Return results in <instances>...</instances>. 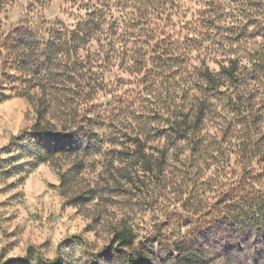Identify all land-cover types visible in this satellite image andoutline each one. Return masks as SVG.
<instances>
[{
  "label": "rangeland",
  "instance_id": "obj_1",
  "mask_svg": "<svg viewBox=\"0 0 264 264\" xmlns=\"http://www.w3.org/2000/svg\"><path fill=\"white\" fill-rule=\"evenodd\" d=\"M39 97L72 153L16 143ZM122 228L146 264H264V0H0V264H124Z\"/></svg>",
  "mask_w": 264,
  "mask_h": 264
},
{
  "label": "trees",
  "instance_id": "obj_2",
  "mask_svg": "<svg viewBox=\"0 0 264 264\" xmlns=\"http://www.w3.org/2000/svg\"><path fill=\"white\" fill-rule=\"evenodd\" d=\"M23 24L24 23H20L15 29L21 32L22 30H24ZM27 30H24V32ZM28 31L31 32L30 30ZM5 43L8 45V47L15 45V47L22 48L21 51L22 53L17 54L13 62L16 65V67L22 66L23 68H26L25 66L27 59L25 58L22 59L21 56L23 55L25 50L27 51V48L31 47L29 42L23 39L22 37L16 40L8 36L5 39ZM47 44L48 46L53 45V43H49V42ZM46 56L49 57V55ZM47 57H46V61L45 60L37 61V65L34 68L37 67V70L39 69V71L36 72V75L46 73L48 69L46 65ZM218 74L220 76H223L224 78H227L228 80L234 79L235 78L234 65L222 66L221 70L218 71ZM204 77L206 78L207 83L212 88H215L217 86V80L213 72L206 70L204 72ZM30 81L34 83L36 82L35 79H31ZM40 82L43 84V77L39 80V83ZM47 111H48L47 102L43 98L39 97L37 99V106H36V114H37L36 122L32 125L29 135L28 136L19 135L16 137L17 140L16 143H18V140H22L25 138L28 139V142L30 144L33 143L32 146L35 147L37 150L35 153H33V155L36 156L38 159H43V160L53 159V156L56 153L59 154L72 153L73 148L75 147L74 141L72 139L66 138L63 134L58 132L57 129L54 128V125L46 118ZM91 140L94 142L98 141L96 137H93ZM84 150H89V145H86L84 147ZM138 154L140 155L141 159H146L145 157L146 155L142 149L138 151ZM65 179H66L65 174H62V181L63 180L65 181ZM112 242L116 243L115 253L118 255V257L124 264H146L154 260L153 253L151 252L150 249H149L150 251L146 252L143 249H141V247L140 248L134 247L131 232L126 228L116 230L114 232V237ZM32 255H33V250L29 249L28 254L26 255V260L28 261L31 260ZM183 260L184 262H182V264H196L198 262L197 255H193L192 257H184ZM40 264H59V261L57 262L51 260H45V261L41 260Z\"/></svg>",
  "mask_w": 264,
  "mask_h": 264
}]
</instances>
